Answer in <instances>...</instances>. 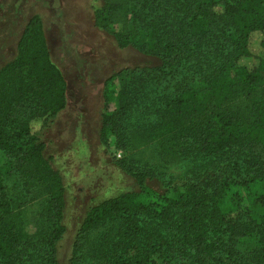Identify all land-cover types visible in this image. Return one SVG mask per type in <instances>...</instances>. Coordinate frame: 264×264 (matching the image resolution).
I'll list each match as a JSON object with an SVG mask.
<instances>
[{"label": "trees", "instance_id": "1", "mask_svg": "<svg viewBox=\"0 0 264 264\" xmlns=\"http://www.w3.org/2000/svg\"><path fill=\"white\" fill-rule=\"evenodd\" d=\"M94 24L118 47L151 59L107 80V86L119 85V107L103 115L102 141L114 135L118 146L135 149L155 142L174 156L178 149L215 162L166 193L147 186L149 173H132L139 192L120 193L86 211L69 264H81L85 237L111 219L119 223V237L95 252L104 253V264H264V213L254 219L223 199L232 186H264V0H104ZM153 79L161 95L146 116L143 105L140 122H131L143 101L130 100L127 86L152 85ZM66 101V80L51 59L40 17L33 16L16 57L0 69V152L10 156L8 167L24 184L47 197L48 226L35 249L40 264H57L65 233L63 179L40 134ZM150 114L157 116L153 122ZM27 215L22 194L5 186L0 169V264H30L22 238ZM150 220L157 223L150 228L162 233H145Z\"/></svg>", "mask_w": 264, "mask_h": 264}, {"label": "rangeland", "instance_id": "2", "mask_svg": "<svg viewBox=\"0 0 264 264\" xmlns=\"http://www.w3.org/2000/svg\"><path fill=\"white\" fill-rule=\"evenodd\" d=\"M104 0H0V69L17 54V43L28 22L39 16L46 35L49 52L67 83L65 108L41 131L45 155L63 179L65 233L57 249V264H69L72 245L86 211L99 202L123 192H139L132 173L151 175L146 184L158 193H166L171 185L180 186L185 177L199 173L215 161L200 154L183 155L178 149L174 156L151 142L141 148L121 147V140L111 135L108 144L100 138L102 117L115 115L119 107V85L107 86L115 73L142 66L151 59L132 47H118L114 36L94 24V11ZM152 85H128L129 99L141 98L131 122L146 116V110L161 95L159 80ZM144 93L140 94L144 89ZM143 89V90H142ZM157 99V98H156ZM157 116L150 114L153 122ZM140 122V120L138 121ZM137 122V123H138ZM137 123H133L135 126ZM245 155L237 157L242 177L246 169ZM11 158L0 152V169L6 187H15L22 194L28 209L27 225L22 232L25 254L30 264H40L37 253L43 242L47 197L42 188L24 184L8 164ZM129 169L131 172H126ZM169 194V193H168ZM226 205L239 204L252 218L264 213V186L253 185L247 191L232 186L225 194ZM153 220L147 221L145 233H162ZM119 223L108 220L92 230L84 239L81 264H104L102 246H110L119 237ZM252 240L240 244L243 252Z\"/></svg>", "mask_w": 264, "mask_h": 264}]
</instances>
